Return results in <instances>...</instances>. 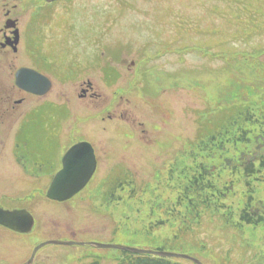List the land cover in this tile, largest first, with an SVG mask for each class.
<instances>
[{"label": "rangeland", "instance_id": "1", "mask_svg": "<svg viewBox=\"0 0 264 264\" xmlns=\"http://www.w3.org/2000/svg\"><path fill=\"white\" fill-rule=\"evenodd\" d=\"M73 3L68 14L35 26L53 62L37 67L52 81L45 103L62 110L40 108L22 126L23 144L15 137L18 118L0 111V207L28 208L36 220L29 236L0 227V243L11 244L7 262L15 264L19 245L28 257L43 242L70 237L184 253L203 264H264V225L239 221L246 203L251 219L264 220V169L257 174L263 184H251L252 199L241 174L231 172L233 160L261 154L248 140L233 144L235 129L219 130L226 125L221 111L237 106L254 116L249 138L264 123V0ZM86 88L90 95L82 99ZM40 100L27 103L25 113ZM81 140L95 149L96 173L71 200H48L61 158ZM199 168L213 188L200 183L194 193L189 186ZM107 176L108 185L94 190ZM185 198L201 208L188 228L178 214H189V206L175 207ZM123 256L110 248L51 246L37 262L118 264Z\"/></svg>", "mask_w": 264, "mask_h": 264}, {"label": "flooded vegetation", "instance_id": "2", "mask_svg": "<svg viewBox=\"0 0 264 264\" xmlns=\"http://www.w3.org/2000/svg\"><path fill=\"white\" fill-rule=\"evenodd\" d=\"M74 0H0V111H5L8 117L18 118L19 122H24L25 106L33 99H43L41 97L30 95L20 89L16 84V72L22 68H28L39 72L40 69L38 54H42L40 49L39 38L36 37L35 25L39 26L41 17L54 14L65 15L73 8ZM82 4V3H81ZM82 7V5H81ZM48 55V54H47ZM22 62L24 64H18ZM40 73V72H39ZM85 95L87 97L88 89ZM28 106V105H27ZM19 114L18 117L16 115ZM18 122V121H16ZM79 142H82L79 141ZM61 204V203H59ZM3 210H25L34 219V212L28 208H4ZM2 229L13 233L15 236H29L30 232H15L3 226ZM71 237H75V234ZM76 242L75 239H70ZM20 240V239H19ZM85 243V241H84ZM11 244L0 243V264H9L7 262L6 250H11ZM38 246V245H37ZM36 246V247H37ZM26 257L21 245L16 249L19 250L15 257V264H39L37 258L42 249L35 251ZM51 247V246H50ZM83 247H87L84 245ZM80 247V248H83ZM14 248V247H13ZM12 256L14 257L15 254Z\"/></svg>", "mask_w": 264, "mask_h": 264}, {"label": "water", "instance_id": "3", "mask_svg": "<svg viewBox=\"0 0 264 264\" xmlns=\"http://www.w3.org/2000/svg\"><path fill=\"white\" fill-rule=\"evenodd\" d=\"M18 78H21L22 80L27 79V81L33 80L41 86H44V90L41 92L35 90L33 86L26 87V89H33L31 91L36 94H44L49 88V82L45 78H42L38 74L29 70H20L17 73V79ZM61 164L62 169L54 176L47 191V197L49 199L59 202L70 199L73 195L83 189V187L88 183L91 176L93 175L96 167L93 150L91 146L86 142H81L72 146L63 156ZM0 223L20 232H27L32 226L31 218L23 212L8 213L2 212L0 210ZM51 243L59 244L60 242ZM91 246L97 248H115L137 254L184 257L177 255H167L163 253H154L149 251H141L121 246H110L95 243L91 244ZM184 258L190 259L188 257ZM190 260L194 261L193 259Z\"/></svg>", "mask_w": 264, "mask_h": 264}, {"label": "trees", "instance_id": "4", "mask_svg": "<svg viewBox=\"0 0 264 264\" xmlns=\"http://www.w3.org/2000/svg\"><path fill=\"white\" fill-rule=\"evenodd\" d=\"M263 104L264 102L261 103V105ZM263 111L264 109L261 110V112ZM223 113L224 115L222 116V119L220 121L221 122L224 121L226 125H224V127L221 126L219 130L223 131L224 129L225 132L229 133L230 131H233L231 129H235V135H234L235 137L232 142L233 144L236 143L243 144L245 143V140H248L250 143L248 147L250 148L253 147L256 153L260 152L261 154L259 159H256L255 157H248L244 159L243 162L234 161L232 170L235 173L237 172L241 174L242 179L248 182L249 185H251L254 181H258L257 185L263 184V181L261 180L260 177H258L257 174L259 171L264 169V126H263L264 123L261 124V126H257V128H259L257 130L258 133L253 138H249L248 136L250 130L253 131V128L255 127L254 125H251V123L255 122V120H254V116L252 117L248 108H246L244 111H241V109L232 108V111H229L228 113L225 111ZM247 123L250 125L249 128H247L246 126ZM214 137L217 138V136L215 135ZM224 144L225 143L222 144L218 143L217 144L218 149L223 150ZM261 151L263 152L261 153ZM256 163H258V165H256ZM237 168H239V170ZM203 179H204L203 176H201L200 179L198 180L195 177V179L193 180V184L189 186V189L192 188L194 191L200 192L199 190V188L201 187L200 183L203 184ZM206 184H209L210 188L213 186L211 185V183H204L203 185ZM247 190H250L249 187L247 188ZM239 221L240 223L241 221H243V223L247 225H257L264 222L261 219L252 220L247 214H242L239 218ZM121 253L124 256L120 260L119 264H184V262L180 260L162 259L152 256H145V255L142 256L132 255L126 252H121Z\"/></svg>", "mask_w": 264, "mask_h": 264}, {"label": "bare ground", "instance_id": "5", "mask_svg": "<svg viewBox=\"0 0 264 264\" xmlns=\"http://www.w3.org/2000/svg\"><path fill=\"white\" fill-rule=\"evenodd\" d=\"M214 158V156L213 157H210L209 159H213Z\"/></svg>", "mask_w": 264, "mask_h": 264}]
</instances>
